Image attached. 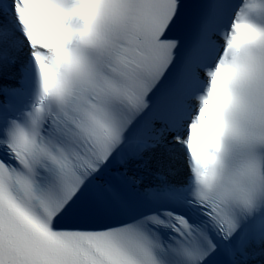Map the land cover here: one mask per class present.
<instances>
[{
  "label": "snow or ice",
  "instance_id": "6c2138e0",
  "mask_svg": "<svg viewBox=\"0 0 264 264\" xmlns=\"http://www.w3.org/2000/svg\"><path fill=\"white\" fill-rule=\"evenodd\" d=\"M0 264H264V0H0Z\"/></svg>",
  "mask_w": 264,
  "mask_h": 264
}]
</instances>
